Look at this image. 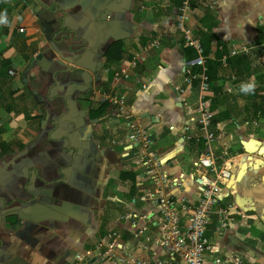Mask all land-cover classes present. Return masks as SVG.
Returning a JSON list of instances; mask_svg holds the SVG:
<instances>
[{"label": "crops", "instance_id": "obj_1", "mask_svg": "<svg viewBox=\"0 0 264 264\" xmlns=\"http://www.w3.org/2000/svg\"><path fill=\"white\" fill-rule=\"evenodd\" d=\"M179 2L0 0V264H72L111 232L120 259L145 260L141 245L166 256L153 243L156 185L126 153L125 123L154 134L164 191L194 202L189 171L202 146L183 138L198 88L183 70L197 69L173 29ZM188 25L209 56L217 164L235 176L221 198L242 210L218 251L264 264V124L251 126L264 119V0H192ZM233 45L245 52L231 56ZM122 71L128 78L115 82ZM241 83L254 91L241 93ZM111 98L124 100L123 114Z\"/></svg>", "mask_w": 264, "mask_h": 264}, {"label": "built area", "instance_id": "obj_2", "mask_svg": "<svg viewBox=\"0 0 264 264\" xmlns=\"http://www.w3.org/2000/svg\"><path fill=\"white\" fill-rule=\"evenodd\" d=\"M192 12V0H180L174 17L173 29L180 35L183 45L191 49L195 54L194 67L197 71L183 70L184 74L196 81L198 97L194 105L193 128H185L183 140L199 144L202 148L194 154L191 160L189 177L196 188L194 202L185 197L173 199L165 191L161 184L166 179L160 172L161 160L157 157L154 149V134L148 129H143L127 121L125 131L127 138L126 153L132 155L140 166L143 176L147 177L154 187V201L159 206V221L157 223L156 236L153 243L160 246L166 256L155 258L148 245L141 248L149 255L145 260L137 258L120 259L116 252L122 249L120 236L111 232L106 235L104 241L97 243L91 249L76 253L72 258V264H256L249 261L235 251L219 253L218 248L230 226L236 218L242 215V210L233 202L223 201L221 193L225 186L230 189L234 184V176L230 173L227 165H218L220 156L214 152L217 136L213 132L210 78L208 75L209 56L197 36L189 27L190 14ZM235 44V43H234ZM158 43L153 42L147 48H157ZM221 49V47H218ZM245 49H237L233 45L230 55L235 56L244 53ZM140 57L135 54L133 60ZM225 60V58H223ZM12 75L13 73L10 72ZM128 75L122 72L114 73L115 82L125 80ZM236 78L231 77L230 85L222 90L224 94L234 92ZM145 90V86L141 87ZM179 99L182 110L187 109L184 99V90L181 87L173 88ZM117 104L118 113L123 114L126 108L122 98H111ZM264 124V119L251 122L252 128L256 129L259 124ZM113 143V141H112ZM172 182L179 187L177 180ZM142 201L145 197L142 196ZM134 224L132 216H125ZM136 238L137 233H133ZM208 256H210L208 258Z\"/></svg>", "mask_w": 264, "mask_h": 264}, {"label": "clouds", "instance_id": "obj_3", "mask_svg": "<svg viewBox=\"0 0 264 264\" xmlns=\"http://www.w3.org/2000/svg\"><path fill=\"white\" fill-rule=\"evenodd\" d=\"M8 18L6 12H0V24H7ZM255 85L252 83H241L239 91L243 94H250L254 91Z\"/></svg>", "mask_w": 264, "mask_h": 264}, {"label": "water", "instance_id": "obj_4", "mask_svg": "<svg viewBox=\"0 0 264 264\" xmlns=\"http://www.w3.org/2000/svg\"><path fill=\"white\" fill-rule=\"evenodd\" d=\"M243 145L247 148H249L252 144L251 143H244L243 142ZM257 152L259 153V155L262 157V159L264 160V145L257 150ZM234 180H235V176H234ZM239 208H240V205L236 204Z\"/></svg>", "mask_w": 264, "mask_h": 264}, {"label": "rangeland", "instance_id": "obj_5", "mask_svg": "<svg viewBox=\"0 0 264 264\" xmlns=\"http://www.w3.org/2000/svg\"><path fill=\"white\" fill-rule=\"evenodd\" d=\"M263 105H264V102H263ZM262 112H263L262 114H263V116H264V111H262Z\"/></svg>", "mask_w": 264, "mask_h": 264}, {"label": "trees", "instance_id": "obj_6", "mask_svg": "<svg viewBox=\"0 0 264 264\" xmlns=\"http://www.w3.org/2000/svg\"><path fill=\"white\" fill-rule=\"evenodd\" d=\"M208 75H209V73H208ZM210 78V77H209Z\"/></svg>", "mask_w": 264, "mask_h": 264}]
</instances>
